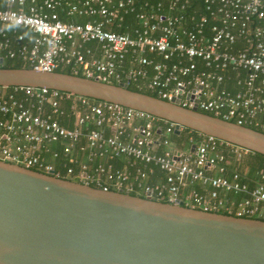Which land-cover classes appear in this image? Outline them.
I'll use <instances>...</instances> for the list:
<instances>
[{"label": "built area", "instance_id": "2783aa9c", "mask_svg": "<svg viewBox=\"0 0 264 264\" xmlns=\"http://www.w3.org/2000/svg\"><path fill=\"white\" fill-rule=\"evenodd\" d=\"M2 55L131 83L264 132V0H0ZM6 87L0 160L102 190L264 216V175L248 188L227 168L224 150L237 161L248 149L189 131L175 141L184 126L175 132L174 122L118 103ZM229 191L248 196L234 203Z\"/></svg>", "mask_w": 264, "mask_h": 264}, {"label": "water", "instance_id": "95a60500", "mask_svg": "<svg viewBox=\"0 0 264 264\" xmlns=\"http://www.w3.org/2000/svg\"><path fill=\"white\" fill-rule=\"evenodd\" d=\"M15 85L118 103L174 122L175 132L181 125L264 155V132L125 83L0 67V86ZM0 264H264V220L102 190L0 160Z\"/></svg>", "mask_w": 264, "mask_h": 264}, {"label": "trees", "instance_id": "16d2710c", "mask_svg": "<svg viewBox=\"0 0 264 264\" xmlns=\"http://www.w3.org/2000/svg\"><path fill=\"white\" fill-rule=\"evenodd\" d=\"M73 20H78V19L73 18ZM2 57L3 58H2V62L0 63V67H28V65L25 64L18 56L7 57V56L2 55ZM54 70L82 75L80 71L74 72L71 66L58 65L56 68H54ZM6 88L11 89V86H7ZM128 88L141 91L147 94H151L153 96H157L155 92L145 89L144 87H137L131 83L128 84ZM209 114H212V113H209ZM249 127L259 130L258 128L251 126V125H249ZM188 131L193 136L194 139H199L200 136H202V133H199L195 130L184 127L183 130L179 134L173 133L171 135V138L175 141L183 140L185 138V134ZM224 153L228 161H230L229 164L227 165V168L228 169H231L232 167L236 168L237 172L239 173L237 181L240 184H246L248 188H252V186H254V184H256L259 181L260 174L264 175V155L263 154L249 150L239 160L235 161L234 158L232 157V154L229 153L228 150H224ZM224 174L227 175V173H224ZM151 179L154 180L155 177L151 176ZM150 181L151 180L149 179L148 182ZM192 187L199 189V186L197 184H193ZM225 195L229 200H232L234 203H237L238 201L245 199L248 196L247 192L245 191H236V192L229 191ZM220 213L234 215L233 212L227 213L224 211H220ZM243 216L247 217L245 215ZM250 217L264 220V216L253 215Z\"/></svg>", "mask_w": 264, "mask_h": 264}]
</instances>
